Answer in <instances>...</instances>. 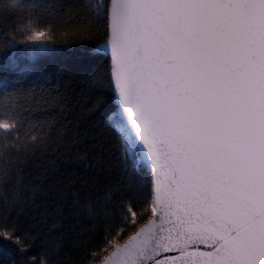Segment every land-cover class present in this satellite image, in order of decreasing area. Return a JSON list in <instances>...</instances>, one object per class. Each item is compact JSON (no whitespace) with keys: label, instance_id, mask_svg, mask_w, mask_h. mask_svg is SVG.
I'll return each instance as SVG.
<instances>
[{"label":"snow or ice","instance_id":"obj_1","mask_svg":"<svg viewBox=\"0 0 264 264\" xmlns=\"http://www.w3.org/2000/svg\"><path fill=\"white\" fill-rule=\"evenodd\" d=\"M10 17L0 264H264V0H0ZM84 42L89 67L59 59ZM64 153L84 171L46 191L81 222L74 251L31 255L26 169Z\"/></svg>","mask_w":264,"mask_h":264},{"label":"trees","instance_id":"obj_2","mask_svg":"<svg viewBox=\"0 0 264 264\" xmlns=\"http://www.w3.org/2000/svg\"><path fill=\"white\" fill-rule=\"evenodd\" d=\"M27 2V0H21ZM5 24L9 26L15 25V17H10L8 20L0 19V32L10 30L5 28ZM63 37H57L62 39ZM96 42H84L83 44H73L59 49V59L73 65H80L82 67H89L92 63V57L100 55L101 53L93 52ZM77 92L80 87L86 85H73ZM80 102H85L84 97H80ZM71 153L57 154L52 157L51 154L36 158L31 161L26 171L30 172V179L36 184H40L45 191L36 199L35 204L29 205L26 209L27 219L25 229H33V234L38 236L35 242V247L31 255H37L42 246H48L52 243H59L62 245L65 252H73V242L76 239V234L80 231L81 222L77 220L75 211L66 206H62L59 198L50 196L46 189L50 184V176L55 175L59 180L62 177H68L76 182V178L84 171L85 165L73 163L70 159ZM81 197L88 195L87 191L82 190ZM61 205L62 211L58 207ZM34 218V221L31 219ZM3 242H0V247Z\"/></svg>","mask_w":264,"mask_h":264},{"label":"water","instance_id":"obj_3","mask_svg":"<svg viewBox=\"0 0 264 264\" xmlns=\"http://www.w3.org/2000/svg\"><path fill=\"white\" fill-rule=\"evenodd\" d=\"M92 51H93V52H96V53H101L100 50H97V49H95V48H94Z\"/></svg>","mask_w":264,"mask_h":264}]
</instances>
